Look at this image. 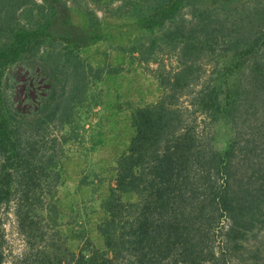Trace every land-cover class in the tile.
Segmentation results:
<instances>
[{"label":"trees","instance_id":"trees-1","mask_svg":"<svg viewBox=\"0 0 264 264\" xmlns=\"http://www.w3.org/2000/svg\"><path fill=\"white\" fill-rule=\"evenodd\" d=\"M41 1L48 16L25 27L17 13L32 0H0V78L10 87L12 65L20 66L27 103L23 113L6 106L7 118L0 116V210L12 201V172L24 162L22 173L30 174L21 161L24 148L15 149L19 129H6L9 120L40 113L55 92L44 55L34 62L38 52L30 53L45 39L60 40L71 56L104 36L100 20L74 26L66 2ZM115 1L112 28L136 33L127 53L147 65L172 57L176 67L151 71L162 95L132 110L133 136L102 202L103 249L84 247L53 260L39 253L25 264H264V0L108 3ZM191 115L201 116L206 133H197ZM221 122L229 138L218 151L210 135ZM30 178L17 185L29 187ZM53 210L50 205L47 213ZM3 237L0 219V264Z\"/></svg>","mask_w":264,"mask_h":264},{"label":"rangeland","instance_id":"rangeland-1","mask_svg":"<svg viewBox=\"0 0 264 264\" xmlns=\"http://www.w3.org/2000/svg\"><path fill=\"white\" fill-rule=\"evenodd\" d=\"M61 1L70 9L74 26H87L89 19L100 20L104 36L86 48L73 50L71 61L70 47L60 40L49 44L45 39L30 53L34 56V51L38 52L34 62L44 55L43 64L55 92L45 99L40 113L26 120L10 119L6 127L19 129L21 137L15 149L24 148L21 161L29 163L30 172L22 173L26 172L21 169L25 166L22 162L11 178L16 185L20 179L26 183L31 178L29 187L12 184V201L0 210L5 264H25L39 253L53 260L55 255L66 257L67 252L78 253L84 247L103 249L104 241L97 231L105 215L102 202L114 182L115 162L133 136L132 110L152 104L162 95L156 73L151 71L176 67L172 57L147 65L140 63L138 55L127 53L128 40L136 33L112 28L116 19L110 14L119 2ZM25 5L27 10L17 13L19 26H35V21L48 16L41 0ZM121 17L123 22L125 17ZM15 65L11 73L15 82L10 87L4 86L5 75L0 78V116L5 118L6 106L20 113L27 111L25 74ZM73 70L78 77H71ZM181 105L188 106L185 100ZM191 116L197 133H206L201 116ZM228 138L223 122L211 130L210 141L218 151L224 150ZM20 196L28 200L17 203ZM125 200L133 197L125 196ZM50 205L55 207L52 214L47 213ZM220 225L225 228L227 222ZM219 244L216 238L211 245L217 249Z\"/></svg>","mask_w":264,"mask_h":264}]
</instances>
